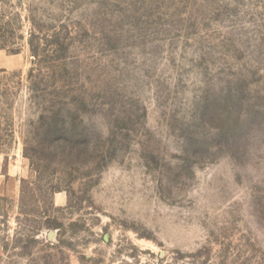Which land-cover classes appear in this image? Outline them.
<instances>
[{"label":"rangeland","instance_id":"374dc122","mask_svg":"<svg viewBox=\"0 0 264 264\" xmlns=\"http://www.w3.org/2000/svg\"><path fill=\"white\" fill-rule=\"evenodd\" d=\"M0 134V264H264V0H0Z\"/></svg>","mask_w":264,"mask_h":264},{"label":"crops","instance_id":"0c3cea01","mask_svg":"<svg viewBox=\"0 0 264 264\" xmlns=\"http://www.w3.org/2000/svg\"><path fill=\"white\" fill-rule=\"evenodd\" d=\"M22 173V167L17 159L9 156L3 150L0 134V195L19 194V176ZM63 204V202H59Z\"/></svg>","mask_w":264,"mask_h":264},{"label":"bare ground","instance_id":"6f19581e","mask_svg":"<svg viewBox=\"0 0 264 264\" xmlns=\"http://www.w3.org/2000/svg\"><path fill=\"white\" fill-rule=\"evenodd\" d=\"M65 200V197L63 194L59 193V195H57V201L58 202H63Z\"/></svg>","mask_w":264,"mask_h":264}]
</instances>
